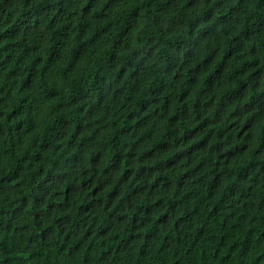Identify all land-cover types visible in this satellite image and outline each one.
I'll return each mask as SVG.
<instances>
[{"label": "trees", "instance_id": "16d2710c", "mask_svg": "<svg viewBox=\"0 0 264 264\" xmlns=\"http://www.w3.org/2000/svg\"><path fill=\"white\" fill-rule=\"evenodd\" d=\"M0 264H264V0H0Z\"/></svg>", "mask_w": 264, "mask_h": 264}]
</instances>
